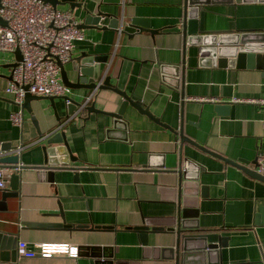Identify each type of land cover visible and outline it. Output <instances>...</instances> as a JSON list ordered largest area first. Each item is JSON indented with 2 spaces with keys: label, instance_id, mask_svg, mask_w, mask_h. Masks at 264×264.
Segmentation results:
<instances>
[{
  "label": "crops",
  "instance_id": "1",
  "mask_svg": "<svg viewBox=\"0 0 264 264\" xmlns=\"http://www.w3.org/2000/svg\"><path fill=\"white\" fill-rule=\"evenodd\" d=\"M80 1L83 5L74 9L68 4L58 7L70 10L78 24L85 23L84 38L74 42L72 58L82 53L108 56L112 82L146 105L161 124L133 106L125 113L127 131L115 128L114 119L103 113L84 110L68 121L61 98L55 101L60 119L50 100L33 99L23 123L16 124L10 115L21 106L7 92L11 69L5 67L15 61V52L0 51V145L10 143L13 149L23 145L22 163L29 166L17 171L20 200L7 211L0 210V220L6 222L2 227L18 232L17 244L67 242L80 247L78 258L18 256V264H88L85 254L90 246L108 247L114 264H176L164 251L175 245V234H150L148 244H143L133 227L145 218L163 225L175 221L178 204L173 187L178 176L169 170L178 167L181 150L201 168L199 182L208 189L207 196L199 192L193 214L185 216L195 218L199 229L212 231L223 228L226 221L238 224L243 212L244 225L220 231L227 245L219 254L181 259L180 264H264V215H258V222L255 217L264 203V182L179 136L182 128L200 145L235 161L244 159L257 170L259 151H264V70L235 63L212 65L209 58L200 65L197 48L188 45L185 52L177 33L183 0ZM223 1L207 7L213 11L207 13V29L264 31V0ZM99 10L105 13L100 26L85 22ZM110 14L124 17L125 23L133 17L148 18L153 29L162 31L119 35ZM64 65L74 77L73 60ZM163 65L173 66V78L170 73L165 78ZM91 92L73 89L70 95L86 101ZM235 98L258 102H235L234 119L216 117L212 99ZM93 101L99 109L116 112L123 97L103 89L88 105ZM63 123L74 160L48 176L30 167L45 158L43 144L36 142ZM11 174L8 170L4 188H10ZM227 201L241 206L229 208Z\"/></svg>",
  "mask_w": 264,
  "mask_h": 264
},
{
  "label": "water",
  "instance_id": "2",
  "mask_svg": "<svg viewBox=\"0 0 264 264\" xmlns=\"http://www.w3.org/2000/svg\"><path fill=\"white\" fill-rule=\"evenodd\" d=\"M110 1V0H108ZM116 3L121 0H111ZM230 2H241L244 0H228ZM226 1V2H228ZM46 2L52 4L55 8L60 5H70L72 9L75 7H81L83 3L80 0H46ZM214 2H224L223 0H183V14L181 21L177 24L179 27V33L183 39V48L186 52L187 46H193L197 48L198 55L200 56V65L202 62L209 58L212 65L226 66L227 64L238 67H244L248 65L251 67H257L264 70V31L261 33H237L231 31L221 30H209L207 25V13H213L207 7ZM1 6V0H0ZM105 13L98 11L97 14L85 21L95 27L100 26V21ZM113 17L111 26L117 28L122 24L123 31L128 34L151 32L152 34L160 33L162 29H153L148 18L133 17L130 22L125 23L124 17L118 18L117 16L110 14ZM0 24L7 25V22L0 17ZM85 23L80 24L82 28ZM23 59L21 50L19 48L15 51V61L5 65V67L11 69L9 78L12 79L13 71L19 62ZM74 62L73 71L74 77H71L65 68L64 63L59 61L61 68L62 82L71 88L72 90L88 89L95 92L93 98H95L97 91L108 89L123 97V101L116 112H108L96 107L95 101L88 105V102L77 100L71 95H59V96H40L31 94L26 86V93L24 101L22 103L23 112L25 110L31 111V101L33 99H48L51 101V106L60 119L59 110L56 105V99L61 98L65 102V112L67 117L75 118L81 111H88V113H103L111 116L114 119V127L121 128L123 130L128 129V121L125 119V113L129 106H133L140 113L148 115L151 119L161 124V121L155 117L146 105L140 104L133 100L125 91L121 90L117 84L112 82L113 76L108 74L109 65L108 56L105 55H90L82 53L81 56L71 58ZM163 73L165 78L168 74L173 78L171 71L172 65H163ZM178 76V75H177ZM185 99V96H184ZM69 100L70 103H66ZM214 111L216 117H229L235 118L236 103L233 101H221L213 100ZM165 125V124H164ZM167 126V125H165ZM179 136L182 141H190L195 144L201 150L208 152L212 155L218 156L226 162L236 165L248 172L250 175L264 182V175L257 170L248 167L249 162L244 159L235 161L233 159L224 157L204 145H200L196 141H193L190 137L186 136L180 128ZM37 144H43V151L45 158L43 163L32 165L43 171L48 176L52 175L53 171L68 167L74 160V157L69 149L65 133L59 129L53 133L45 135L36 142ZM24 149V148H23ZM13 151L10 143H3L1 145V151L3 154L0 156V168H7L12 171L10 188H4L3 194L0 198V210H8V208L16 201L20 200V186L19 181L21 177V171L29 167L22 163V152ZM257 166H258V162ZM78 169L81 168L74 167ZM170 172L178 176V182L173 187L176 192V200L178 204V210L176 213L175 221H171L168 225L156 224V219H146L142 225L135 226V231L140 234V240L143 244H148L150 234H175V245L164 249V251L170 252L171 259L176 260V264H180L181 259L190 258H209L211 253H220L221 249L227 245V237L223 236L220 231L227 230L229 227L244 225L243 212L241 213V220L238 224H230L228 221L224 223V227L217 230H203L194 225L195 218L187 217L185 214H193L194 207L199 200V192L202 196H207V187L200 185V173L201 168L191 158L184 157L181 150L180 160L178 167ZM78 174V172H77ZM175 200V198H174ZM264 202V197H263ZM240 207L239 202L227 201V207L231 206ZM190 211L192 213H187ZM259 213H255L256 222H258V215H264V203L259 206ZM175 216L171 217L174 218ZM170 220V219H165ZM0 264H18L17 253V240L18 232H14L8 228H3L6 225L5 221L0 220ZM69 227L71 225H64ZM72 228V227H69ZM108 247L102 246H90L85 254L88 258V264H114V260L110 259L112 256L107 253ZM78 258V257H77Z\"/></svg>",
  "mask_w": 264,
  "mask_h": 264
},
{
  "label": "built area",
  "instance_id": "3",
  "mask_svg": "<svg viewBox=\"0 0 264 264\" xmlns=\"http://www.w3.org/2000/svg\"><path fill=\"white\" fill-rule=\"evenodd\" d=\"M0 17L7 25L0 24V51L15 52L21 50L23 59L13 71L7 92L13 93L15 102L22 105L26 93L25 87L33 95L59 96L70 95L72 89L62 82L59 61L71 60L76 40L84 38L83 30L73 18L70 10L55 8L46 0H1ZM123 25L117 28L122 34ZM95 95L91 92L86 98L89 102ZM216 100V99H212ZM233 102H258L255 99H233ZM66 103H70L69 100ZM16 124H22L24 112L16 110L10 115ZM77 117V116H76ZM72 120L69 117L68 121ZM64 123L57 130L62 129ZM23 145L13 151L20 152ZM3 154L0 145V156ZM257 171L264 175V151H259ZM7 168H0V188L6 186ZM17 253L21 257L52 258L80 255L78 245L67 242H42L30 245L19 241Z\"/></svg>",
  "mask_w": 264,
  "mask_h": 264
}]
</instances>
